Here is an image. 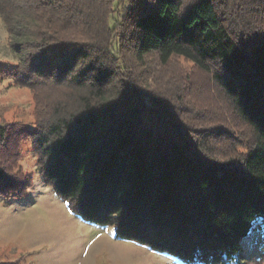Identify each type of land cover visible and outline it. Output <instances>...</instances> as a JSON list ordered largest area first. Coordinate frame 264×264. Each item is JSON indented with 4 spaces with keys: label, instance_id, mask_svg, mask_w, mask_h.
<instances>
[{
    "label": "trees",
    "instance_id": "obj_1",
    "mask_svg": "<svg viewBox=\"0 0 264 264\" xmlns=\"http://www.w3.org/2000/svg\"><path fill=\"white\" fill-rule=\"evenodd\" d=\"M0 17L15 54L0 73L38 103L34 126L0 124V196L30 187L4 162L29 137L81 219L180 264L238 262L264 227V0H0ZM176 57L229 99L241 149L216 154L175 112L179 81L153 63Z\"/></svg>",
    "mask_w": 264,
    "mask_h": 264
},
{
    "label": "rangeland",
    "instance_id": "obj_2",
    "mask_svg": "<svg viewBox=\"0 0 264 264\" xmlns=\"http://www.w3.org/2000/svg\"><path fill=\"white\" fill-rule=\"evenodd\" d=\"M6 37L0 17V62L13 63L15 54ZM153 64L157 71L165 69L170 79L177 77L183 101L177 100L175 112L181 114L193 135L208 138L216 154L243 147L249 129L210 74L179 57L165 68L158 67L157 61ZM41 92L43 101L48 93ZM37 105L32 89L18 86L0 73V124L34 126ZM15 141V155L7 157L5 153L4 162H9L12 171L27 174L31 184L24 196H0V264H180L144 244L115 237L112 225L100 226L78 217L67 201L43 182L31 139ZM228 264H264V227L242 239L240 260Z\"/></svg>",
    "mask_w": 264,
    "mask_h": 264
}]
</instances>
